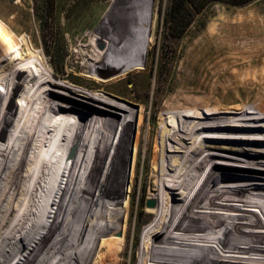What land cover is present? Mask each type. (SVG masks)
Returning <instances> with one entry per match:
<instances>
[{
  "label": "bare ground",
  "instance_id": "bare-ground-1",
  "mask_svg": "<svg viewBox=\"0 0 264 264\" xmlns=\"http://www.w3.org/2000/svg\"><path fill=\"white\" fill-rule=\"evenodd\" d=\"M143 9L148 46L153 12L150 4ZM7 36L0 28L7 54L16 53ZM111 42L96 36L94 45ZM26 58L18 51L10 61L16 89L0 87V264H91L99 241L95 264H102L105 237L127 232L131 209L119 195L136 182L145 108L133 142L136 110L65 84L55 90L52 75L26 67ZM94 79L105 89L107 80ZM205 107L179 113L169 106L174 119L160 146L149 124L140 191L156 205L145 210L144 219L154 220L141 234V251L156 259L213 264L217 254L234 264H264V97L251 112ZM13 186L27 191L22 204L8 200Z\"/></svg>",
  "mask_w": 264,
  "mask_h": 264
},
{
  "label": "rangeland",
  "instance_id": "rangeland-1",
  "mask_svg": "<svg viewBox=\"0 0 264 264\" xmlns=\"http://www.w3.org/2000/svg\"><path fill=\"white\" fill-rule=\"evenodd\" d=\"M170 3L171 0L146 3L142 0H0V28L13 39L17 52L27 56L26 67L40 65L52 75L56 83L53 89L60 90L59 85L65 84L90 95L109 97L136 110L133 142L141 108H145L136 182L129 194L121 191L123 194L119 195L123 206L131 209L125 223L127 232L110 231L105 237L108 240L102 264L117 261V264H212L193 258L156 259L141 251V234L154 220L144 219L147 203L152 201L156 205L140 191L149 124L155 125L160 146L158 138L163 129L171 130L174 119L173 112L167 109L171 105L181 107L179 111L176 109L179 113H190L187 107L196 104L203 111L207 105L210 108L218 105L223 109L243 107L251 112L248 108L264 97V0L243 6L213 3L196 16L180 37H172L165 31L163 19ZM149 4L153 28L146 46L144 30L148 19L141 21L139 15L146 16L143 7ZM96 36L112 41V45L108 43L105 49L102 44L95 46ZM7 49L0 40V87L8 83L12 90L16 89L11 73L15 67L10 61L17 52L7 54ZM103 49L101 60L89 63L92 55ZM21 65L24 66L17 61L14 66ZM94 78L107 80L105 89L92 84L97 81ZM5 91H0V98ZM19 96L15 97L16 102ZM236 111L232 109V113ZM191 144L190 141L188 145ZM55 147L58 148L57 143ZM25 193L24 188L13 186L8 189V200L19 197L22 204ZM82 220L83 217L79 224H83ZM97 244L100 249V241ZM98 249L91 264L99 257ZM212 256L218 258L213 264H234L221 255Z\"/></svg>",
  "mask_w": 264,
  "mask_h": 264
},
{
  "label": "trees",
  "instance_id": "trees-1",
  "mask_svg": "<svg viewBox=\"0 0 264 264\" xmlns=\"http://www.w3.org/2000/svg\"><path fill=\"white\" fill-rule=\"evenodd\" d=\"M253 1L255 0H171L163 19L165 31L172 37L182 36L196 16L213 3L243 6Z\"/></svg>",
  "mask_w": 264,
  "mask_h": 264
},
{
  "label": "water",
  "instance_id": "water-1",
  "mask_svg": "<svg viewBox=\"0 0 264 264\" xmlns=\"http://www.w3.org/2000/svg\"><path fill=\"white\" fill-rule=\"evenodd\" d=\"M147 206H148V207H154V202L149 201V202L147 203Z\"/></svg>",
  "mask_w": 264,
  "mask_h": 264
}]
</instances>
